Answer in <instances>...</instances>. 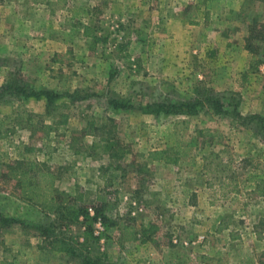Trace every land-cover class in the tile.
Listing matches in <instances>:
<instances>
[{
  "label": "rangeland",
  "instance_id": "rangeland-1",
  "mask_svg": "<svg viewBox=\"0 0 264 264\" xmlns=\"http://www.w3.org/2000/svg\"><path fill=\"white\" fill-rule=\"evenodd\" d=\"M263 30L264 0H0V264H264Z\"/></svg>",
  "mask_w": 264,
  "mask_h": 264
},
{
  "label": "trees",
  "instance_id": "trees-1",
  "mask_svg": "<svg viewBox=\"0 0 264 264\" xmlns=\"http://www.w3.org/2000/svg\"><path fill=\"white\" fill-rule=\"evenodd\" d=\"M259 36H262V39L264 40V30L260 31ZM20 91H22V95L25 98H30V97H34L37 99H42L45 98L46 99V113L48 114V112H56L57 111V106L55 105V103H57V101L62 97L61 94L56 93L54 90H50V89H41V90H35V89H26L24 87H20L18 88ZM212 104H214V108L215 111L218 113L223 112V104L219 101L218 98H214L211 100ZM112 104L115 108H131V107H127L124 104H121V102H118L117 100H112ZM200 105V102L198 101H186V102H170L167 100H163V101H158V102H153V103H148L144 106L139 107L138 109L141 110L143 113H149V114H193V113H197L198 107ZM51 108V109H50ZM68 116L65 113L61 114V117L59 119V121L57 122L58 124H66ZM185 121V120H183ZM20 124V122H19ZM32 150V149H31ZM167 152L165 150H153L150 152V158L151 160H167V161H175V159L169 158L168 155L166 154ZM112 156H117L118 154L116 153H112ZM214 157V154L211 153V157ZM37 163L33 162L31 163V167L36 166ZM205 170L210 171L211 170V178L212 179H216L217 177V182H220V185L218 187L219 193L221 194V197L223 199L229 197V194L231 192H235L237 190L236 188V181L233 178L230 177H224V179L220 178L219 176H217L218 171L215 170V168L211 169L209 168V165H205ZM29 171L23 172V175L25 177H27ZM51 172L47 171V172H40L39 174V182L43 183L45 182L46 185L51 188L53 187L54 183L51 180ZM234 186L232 188H229V185L233 184ZM53 190V189H52ZM219 193L216 194V196L219 195ZM47 199V198H46ZM51 200H58V196L56 194H54L51 198ZM45 202V203H44ZM54 207L56 206H52L50 205L48 202H46V200L43 201V208H49L51 210H54ZM70 208L72 209L73 206H70ZM81 213V215H84V217L86 219H91L97 222V220L99 218L102 219L103 223L110 221V219L108 220L107 216H105L104 214H102L100 212V209L98 207H95L94 209V214H91L88 210H83ZM20 220H17L16 218H10V219H5L6 223H11V222H18ZM23 222V221H21ZM109 225V224H108ZM112 226V224H110ZM156 229V227L154 225H151L148 229L145 230L144 233L146 232H153ZM145 240H147L145 238ZM143 240V241H145ZM75 251V250H73ZM76 252V251H75ZM205 259L209 262V264H224L226 261L225 259H220V258H213V257H205ZM86 264H94L91 260H85ZM226 264V263H225Z\"/></svg>",
  "mask_w": 264,
  "mask_h": 264
}]
</instances>
